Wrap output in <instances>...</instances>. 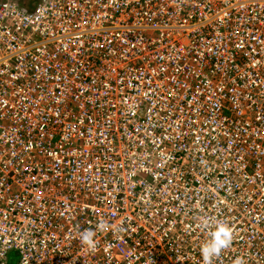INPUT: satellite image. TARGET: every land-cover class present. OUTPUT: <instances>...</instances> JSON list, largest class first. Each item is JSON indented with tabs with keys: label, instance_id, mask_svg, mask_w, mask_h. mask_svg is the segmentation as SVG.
<instances>
[{
	"label": "built area",
	"instance_id": "2783aa9c",
	"mask_svg": "<svg viewBox=\"0 0 264 264\" xmlns=\"http://www.w3.org/2000/svg\"><path fill=\"white\" fill-rule=\"evenodd\" d=\"M204 218L264 264V0L0 2V264H203Z\"/></svg>",
	"mask_w": 264,
	"mask_h": 264
},
{
	"label": "clouds",
	"instance_id": "9594fccd",
	"mask_svg": "<svg viewBox=\"0 0 264 264\" xmlns=\"http://www.w3.org/2000/svg\"><path fill=\"white\" fill-rule=\"evenodd\" d=\"M210 220L204 218L201 223L208 234V238L202 242L200 246V255L203 260V264H213V260L218 258L221 253L228 249L233 243V229L227 223L217 222L214 229H210ZM112 225L100 221L96 229H85L79 233L81 243L90 251H95L97 248V232L109 231ZM234 264H245L243 258H237Z\"/></svg>",
	"mask_w": 264,
	"mask_h": 264
},
{
	"label": "trees",
	"instance_id": "16d2710c",
	"mask_svg": "<svg viewBox=\"0 0 264 264\" xmlns=\"http://www.w3.org/2000/svg\"><path fill=\"white\" fill-rule=\"evenodd\" d=\"M3 0H0V2H2ZM17 2H19L20 6L26 10V11H31L34 9V7L37 5V3L39 2V0H28V3H24L22 0H16Z\"/></svg>",
	"mask_w": 264,
	"mask_h": 264
},
{
	"label": "rangeland",
	"instance_id": "374dc122",
	"mask_svg": "<svg viewBox=\"0 0 264 264\" xmlns=\"http://www.w3.org/2000/svg\"><path fill=\"white\" fill-rule=\"evenodd\" d=\"M24 3H28V0H22Z\"/></svg>",
	"mask_w": 264,
	"mask_h": 264
},
{
	"label": "crops",
	"instance_id": "0c3cea01",
	"mask_svg": "<svg viewBox=\"0 0 264 264\" xmlns=\"http://www.w3.org/2000/svg\"><path fill=\"white\" fill-rule=\"evenodd\" d=\"M19 3V2H18Z\"/></svg>",
	"mask_w": 264,
	"mask_h": 264
}]
</instances>
